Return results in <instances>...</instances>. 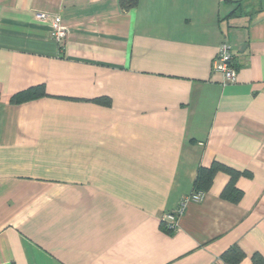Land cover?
I'll use <instances>...</instances> for the list:
<instances>
[{"label": "crops", "instance_id": "1", "mask_svg": "<svg viewBox=\"0 0 264 264\" xmlns=\"http://www.w3.org/2000/svg\"><path fill=\"white\" fill-rule=\"evenodd\" d=\"M213 162L240 200L217 172L177 213ZM232 246L264 258V0H0V264H225Z\"/></svg>", "mask_w": 264, "mask_h": 264}, {"label": "trees", "instance_id": "2", "mask_svg": "<svg viewBox=\"0 0 264 264\" xmlns=\"http://www.w3.org/2000/svg\"><path fill=\"white\" fill-rule=\"evenodd\" d=\"M137 2L138 0H118V5L122 11L127 12L135 8ZM46 96L42 86H35L13 95L10 99V103L19 104ZM93 101L102 105L109 104V100L106 98H97ZM217 172H222L229 176V181L220 193V198L231 203H237L242 197V192L235 187V181L241 173L217 162H213L209 168L200 167L198 169L197 176L193 183V192L206 193L210 189L213 178ZM221 258L225 264H238L243 260L244 254L238 247L232 246L221 255ZM250 262L251 264H264V258L256 253L252 256Z\"/></svg>", "mask_w": 264, "mask_h": 264}, {"label": "built area", "instance_id": "3", "mask_svg": "<svg viewBox=\"0 0 264 264\" xmlns=\"http://www.w3.org/2000/svg\"><path fill=\"white\" fill-rule=\"evenodd\" d=\"M41 18V16H38ZM52 37L56 41H60L65 37V30L63 28L57 27L52 32ZM212 72L219 73L223 77V83H232L236 81V70L232 64V56L230 52V47L226 43H222L217 50V54L212 62ZM203 198L202 193H193L190 196L184 198L179 207L177 213L181 212L185 204L188 201L198 202ZM176 212H166L162 215L161 223L167 229H173L176 225Z\"/></svg>", "mask_w": 264, "mask_h": 264}]
</instances>
